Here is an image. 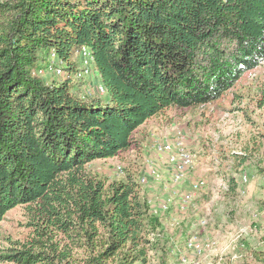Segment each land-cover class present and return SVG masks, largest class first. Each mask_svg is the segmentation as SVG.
Masks as SVG:
<instances>
[{
	"label": "trees",
	"instance_id": "16d2710c",
	"mask_svg": "<svg viewBox=\"0 0 264 264\" xmlns=\"http://www.w3.org/2000/svg\"><path fill=\"white\" fill-rule=\"evenodd\" d=\"M51 52L65 77L45 82ZM81 54L105 99L81 95ZM263 61L264 0L0 1V222L21 206L31 229L0 260H144L159 222L139 181L87 166L130 148L149 118L219 100Z\"/></svg>",
	"mask_w": 264,
	"mask_h": 264
},
{
	"label": "rangeland",
	"instance_id": "374dc122",
	"mask_svg": "<svg viewBox=\"0 0 264 264\" xmlns=\"http://www.w3.org/2000/svg\"><path fill=\"white\" fill-rule=\"evenodd\" d=\"M81 63L85 69L78 60ZM46 64L39 76L45 82L61 80L60 67L48 59ZM81 76V95L106 98L91 68ZM178 135L196 162L175 183L172 167L157 148ZM132 142L114 158L87 166L108 182L124 180L127 174L137 181L146 179L140 190L158 218L150 236L155 248L132 264H264V61L246 71L219 100L203 107L168 109L149 118ZM198 180L204 185L184 203L182 195ZM28 222L21 206L4 216L0 255L26 243L31 233ZM190 240L201 244L200 254L187 247Z\"/></svg>",
	"mask_w": 264,
	"mask_h": 264
},
{
	"label": "built area",
	"instance_id": "2783aa9c",
	"mask_svg": "<svg viewBox=\"0 0 264 264\" xmlns=\"http://www.w3.org/2000/svg\"><path fill=\"white\" fill-rule=\"evenodd\" d=\"M49 61H53L57 64L58 67L61 69L60 76L62 79L65 77L63 71H62V62L58 59L56 54L54 52H51L48 56ZM79 60L83 61V67L85 69H81L80 67L82 66V63L79 64V68L81 72L78 74V77L82 78V74L87 72V68H91L92 65V60L88 59V57L85 54H81L79 56ZM99 92H106L103 85L100 84L99 86ZM157 150L165 155V159L167 163L172 167V172H173V182H181V180L184 178L185 174L188 172L189 169L193 168L195 165V157L184 147L182 138L180 135L178 137L170 140V141H165L162 144L158 145ZM247 178L246 176L243 177V181H246ZM140 184H145L146 179L142 178L139 181ZM204 185L202 181H196L192 184V187L190 189V192H186L182 195V201L184 203H188L189 201L192 200L193 197V192L197 190L198 187ZM193 190V191H192ZM161 209L164 211L167 210L166 206H162ZM154 213H157L154 211ZM187 247L194 251L196 254H200L203 249L200 243H198L195 240H190L187 244Z\"/></svg>",
	"mask_w": 264,
	"mask_h": 264
},
{
	"label": "crops",
	"instance_id": "0c3cea01",
	"mask_svg": "<svg viewBox=\"0 0 264 264\" xmlns=\"http://www.w3.org/2000/svg\"><path fill=\"white\" fill-rule=\"evenodd\" d=\"M94 74L98 77V79L100 80L98 74L94 71ZM86 88H89V84H87V86H85ZM145 149V148H144Z\"/></svg>",
	"mask_w": 264,
	"mask_h": 264
}]
</instances>
